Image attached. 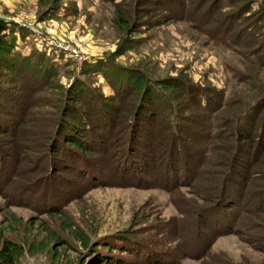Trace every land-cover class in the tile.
<instances>
[{
    "label": "rangeland",
    "instance_id": "374dc122",
    "mask_svg": "<svg viewBox=\"0 0 264 264\" xmlns=\"http://www.w3.org/2000/svg\"><path fill=\"white\" fill-rule=\"evenodd\" d=\"M47 6L0 0L5 37L31 57L6 83L26 122L0 135V248L16 246L0 264H264V0ZM74 90L77 111L100 98L136 119L89 108L105 139L74 154L52 143Z\"/></svg>",
    "mask_w": 264,
    "mask_h": 264
},
{
    "label": "trees",
    "instance_id": "16d2710c",
    "mask_svg": "<svg viewBox=\"0 0 264 264\" xmlns=\"http://www.w3.org/2000/svg\"><path fill=\"white\" fill-rule=\"evenodd\" d=\"M46 1L47 7L46 10H48L50 13L49 15L52 16L55 12L54 7L56 5V2L59 0H39V4H42ZM127 21V18H124L120 14L117 15L115 18V23L118 26H122L125 24ZM4 29H9V27L6 24V21L0 18V76L2 75V72L5 71L7 74L4 76H1L0 78V135H7L8 132L12 131H19L21 128V125L24 124L26 121L23 119V116L25 115L26 111L24 110V105H21L20 100L18 99V95H14L12 92V89L10 88L9 85H7V81H15L14 78L16 76H22L26 71V68L28 67L30 63V56L29 53H21L19 50L15 48V43H14V36H12V29L10 28V32L8 37H5V30ZM32 67V68H31ZM35 67H38V69L33 68V66H30L31 71L34 69L38 70V74H47L51 73L53 74L54 72H51L52 69H49L50 66H48L47 62L41 58H38L36 60V65ZM48 68V69H47ZM84 72V71H82ZM9 74V75H8ZM137 87L142 88V90H145L144 88V80L142 78H137ZM75 83L73 85V88L76 90H81V86L76 85ZM76 85V86H75ZM172 85V84H171ZM170 84H164V86H171ZM172 87H175V84L172 85ZM74 92V97L72 96V99L70 105H67V108L65 109V114L62 113V116L60 118V121L58 122V125L56 126L54 130L55 139H53L52 143H57L60 142L61 146L67 147L68 150H72L74 154H82L85 151L92 150V143L88 142L87 140L85 141L86 135L88 136L87 138H98L100 136L101 138L105 139L102 134L104 132H101V129L98 127V120L96 118V114L92 115L89 112V108L95 109L97 112H108L111 113L113 116V124L116 123V117L118 116V113L121 112L123 115L125 112H128V116L126 117V121L128 122V119L130 118L133 120V118L136 119L137 111L134 112L130 108L127 109H122L121 107L118 108H113L111 110L110 105L111 101L110 100H104L98 98L97 103L96 102H90L84 110L77 111L75 110L76 108L73 106V103L75 101H80L82 102L83 97L80 94H76ZM70 91V90H68ZM24 100V99H23ZM96 103V104H95ZM75 108V109H74ZM109 109V110H108ZM23 114V115H21ZM166 118L169 115H178L174 109L168 107L166 110ZM66 116V117H65ZM65 117V118H64ZM115 117V118H114ZM132 120L129 121V127H128V134H126L127 140H131L136 132V127H134V123H132ZM166 120V119H165ZM169 120V118L167 119ZM170 124V122H169ZM110 125V124H109ZM60 129V130H59ZM165 129L167 132V135H169V142L170 144H173V150L175 152L179 150L180 148L176 145L177 140H180V137H178L174 131L170 130V126H165ZM176 131L178 133H184L185 129L176 125ZM79 132H81L82 136L79 135ZM106 133V131H105ZM166 134V133H165ZM82 137V138H81ZM84 138V139H83ZM100 138V141L103 139ZM134 139V138H133ZM150 143V141H149ZM147 150L150 151V144H143ZM149 145V146H148ZM17 147L19 148H25L28 147V145L25 143H17ZM52 147L54 144L51 145ZM178 148H177V147ZM170 148V147H169ZM183 148V147H182ZM55 150V149H54ZM152 151V150H151ZM170 150V153L172 152ZM183 151V150H182ZM174 154V152H172ZM67 154H69L67 152ZM1 155V153H0ZM144 155H148L147 153H144ZM70 155H66L68 159ZM151 155H148L147 160L150 161ZM170 156V155H169ZM55 157H53V162L55 161ZM82 163L84 162L83 159L80 160ZM55 163H59V160L57 159ZM83 165V164H82ZM223 189L221 186L218 188V193ZM223 193V192H222ZM223 195L225 196L226 194H220V196ZM219 196L217 195V198ZM217 198L215 200H217ZM224 198V197H223ZM214 200V202H215ZM216 204V203H215ZM214 204V206H215ZM127 236H118L115 240L114 246H119L120 249L128 250V247L125 246V243H123ZM114 242V241H113ZM16 246L13 243H8L7 240H4L2 247L0 248V259L5 258V250L9 249L14 251ZM103 261L101 259H96L93 263L91 264H101Z\"/></svg>",
    "mask_w": 264,
    "mask_h": 264
}]
</instances>
